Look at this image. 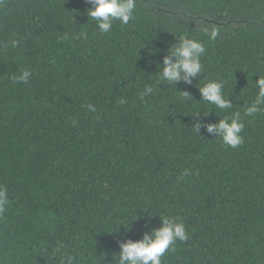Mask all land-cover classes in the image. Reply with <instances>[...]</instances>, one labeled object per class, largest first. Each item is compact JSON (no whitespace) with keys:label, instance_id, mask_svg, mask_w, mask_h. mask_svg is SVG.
Segmentation results:
<instances>
[{"label":"trees","instance_id":"1","mask_svg":"<svg viewBox=\"0 0 264 264\" xmlns=\"http://www.w3.org/2000/svg\"><path fill=\"white\" fill-rule=\"evenodd\" d=\"M89 7L0 0V264H110L160 216L188 234L162 264H264V105L244 115L264 76V0H137L135 19L108 34ZM182 36L206 52L200 76L176 86L157 63ZM210 80L231 109L202 100ZM237 112L233 148L207 125Z\"/></svg>","mask_w":264,"mask_h":264},{"label":"clouds","instance_id":"2","mask_svg":"<svg viewBox=\"0 0 264 264\" xmlns=\"http://www.w3.org/2000/svg\"><path fill=\"white\" fill-rule=\"evenodd\" d=\"M91 5L87 9V16L96 22L98 30L102 34H108L112 28L114 21H120L122 25H127L135 19L137 10V0H88ZM210 40H216L219 33L213 29L210 32L204 29ZM11 47L15 48L19 45V41L12 39ZM7 46V45H6ZM155 49L149 50V56L155 53ZM206 48L204 43L198 39L179 37V42L168 50V54L164 56L162 64L157 63L159 80L174 84L183 81L191 84L193 78L200 76L203 70L201 57L205 54ZM32 73L29 70H23L19 75H14L12 79L16 83H28ZM258 93L255 99L245 108L244 115L252 116L260 111V106L264 105V76H259L255 81ZM202 100L208 104L214 105L216 109H231L232 103L224 93V84L222 81L210 80L199 87ZM153 87L147 86L140 97L152 94ZM183 94L187 97L189 94L185 91ZM125 100H120L124 104ZM90 111L95 112L93 105H88ZM201 112H197L195 115ZM204 114V113H203ZM204 116H207L204 114ZM202 124L196 121L193 129L199 133ZM244 123L239 112L235 113L230 119L222 118L217 123H209L207 132L219 137L222 142L230 147H237L243 143L241 132ZM187 175V172L185 173ZM8 192L3 186H0V213H3L8 205ZM161 227L152 229L144 234L143 238L137 241L128 239L120 242V252L113 253V259L110 264H162V257L172 248L176 241H186L188 234L184 223L175 217L160 216ZM123 226L127 230L130 227ZM120 231V227H119ZM113 231L109 233H119ZM107 255V253H106Z\"/></svg>","mask_w":264,"mask_h":264}]
</instances>
